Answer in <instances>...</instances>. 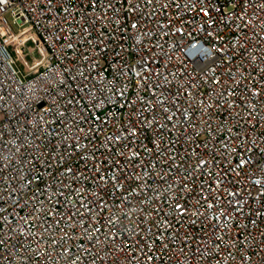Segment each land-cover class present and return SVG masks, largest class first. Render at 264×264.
Wrapping results in <instances>:
<instances>
[{"label":"built area","instance_id":"1","mask_svg":"<svg viewBox=\"0 0 264 264\" xmlns=\"http://www.w3.org/2000/svg\"><path fill=\"white\" fill-rule=\"evenodd\" d=\"M0 264H264V0H0Z\"/></svg>","mask_w":264,"mask_h":264}]
</instances>
